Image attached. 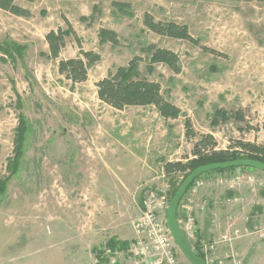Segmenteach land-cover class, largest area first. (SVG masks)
I'll use <instances>...</instances> for the list:
<instances>
[{"label": "rangeland", "instance_id": "obj_1", "mask_svg": "<svg viewBox=\"0 0 264 264\" xmlns=\"http://www.w3.org/2000/svg\"><path fill=\"white\" fill-rule=\"evenodd\" d=\"M111 1L16 0L30 10L26 18L0 9V43L25 47L15 64L0 52V177L7 174L19 113L28 125L20 167L0 198V264H106L95 263L94 252L110 239L134 237L140 186L182 179L160 176L165 160L191 158L194 141L206 133L217 151L238 139L264 145V0H118L130 3L132 16ZM94 5L99 10L90 18ZM145 12L186 24L200 44L225 56L147 30ZM63 17L81 48L101 56L74 85L46 56L44 36L66 29ZM100 27L114 30L119 44L100 43ZM147 42L179 56V73L155 64L147 77L190 118L192 139L184 136L183 116L164 120L152 105L119 110L96 95V82ZM77 55L79 46L66 36L59 57ZM247 175L263 181L264 194V176ZM255 239L242 256L245 264H264V238Z\"/></svg>", "mask_w": 264, "mask_h": 264}, {"label": "trees", "instance_id": "obj_2", "mask_svg": "<svg viewBox=\"0 0 264 264\" xmlns=\"http://www.w3.org/2000/svg\"><path fill=\"white\" fill-rule=\"evenodd\" d=\"M25 2H33L34 0H23ZM111 6L121 14L132 16L130 3L125 1L112 0ZM0 9L7 11L13 15L21 17H29L31 12L29 9L16 3V0H0ZM98 5L93 6V13L90 18L98 11ZM81 19H84L82 17ZM67 28L58 27L56 30H49L44 38L48 45L47 57L57 60V70L64 78L70 80L72 85L83 82L87 79L88 68L100 60L99 53L93 50H83L80 45V40L72 29L70 22L63 17ZM142 24L147 30L165 37L173 39H181L190 42L191 44L200 46L203 50L214 54L225 56L218 53L215 49L209 48L200 44L199 39L193 37L189 28L184 23H179L173 20H155L152 14L145 12L142 16ZM72 35L75 42L79 46V55L69 58H60L59 54L65 45V37ZM97 37L100 43L110 42L112 45L119 44L117 33L109 28L100 27L97 31ZM24 45L14 41H4L0 43V52L7 56L13 64L23 57ZM7 58V59H8ZM161 64L170 69L173 73L181 71L180 59L173 50L158 46L155 43L147 42L139 47V53L134 54L125 65L117 66L113 71H110L105 77L96 82V95L98 99L115 109H123L127 106H154L157 113L164 120L176 119L180 116L184 117V136L186 139H192L197 136L190 118L186 113L174 104L167 95L163 94L159 82L151 80L147 74L154 71V65ZM20 107V103H18ZM18 122L15 127L13 137L12 156L7 158L5 176L0 177V198L6 192L7 182L14 175L21 164V159L24 152V143L27 136L28 125L26 118L21 113L18 114ZM230 150L217 151L216 141L212 134H201L196 139L192 146V157L185 160L169 161L165 160L162 164L166 175L175 178L177 174L182 175V179L177 183L172 181L170 198L173 196L177 188L186 175L199 165L226 161L236 158H250L264 162V145L253 143L250 141L235 140ZM236 147L238 150L231 149ZM236 167L225 169H217L206 171L197 178L212 172L231 171ZM254 170L252 167H248ZM196 178V179H197ZM194 179V180H196ZM193 180V182H194ZM126 241H116L110 239L108 246L116 247L123 246ZM196 254L203 259V255L196 246L193 245Z\"/></svg>", "mask_w": 264, "mask_h": 264}, {"label": "built area", "instance_id": "obj_3", "mask_svg": "<svg viewBox=\"0 0 264 264\" xmlns=\"http://www.w3.org/2000/svg\"><path fill=\"white\" fill-rule=\"evenodd\" d=\"M162 178L166 173L161 168ZM243 182L251 188H259L263 181L257 180L252 175H237L229 184ZM203 180L197 178L192 182L182 195L177 206V221L190 245L196 246L203 255L205 264H245L243 257L233 249L218 256L215 252L216 245L221 241H232L243 234L234 228L233 235H223L211 240H199L195 236V208L203 210L205 205L198 203L197 196ZM170 186L167 181L153 186L144 183L140 186L142 196L138 202L137 216L131 221L134 237L119 248L112 249L106 245L98 247L94 252V262L104 261L106 264H191L182 263L179 258V250L173 241L165 222V213L170 201ZM172 187V186H171ZM233 201L238 202L241 197L234 196ZM259 232L264 237V227Z\"/></svg>", "mask_w": 264, "mask_h": 264}, {"label": "crops", "instance_id": "obj_4", "mask_svg": "<svg viewBox=\"0 0 264 264\" xmlns=\"http://www.w3.org/2000/svg\"><path fill=\"white\" fill-rule=\"evenodd\" d=\"M133 164L136 165L134 162ZM247 172L256 175L251 168L244 170L242 167H236L231 171L209 173L199 177L204 184L198 191L197 201L203 203L205 207L203 210L195 208L194 229L197 239L211 240L225 234L231 236L234 228L239 229L243 234L231 242H219L215 249L218 256H223L225 252L233 249L244 257L255 238H264L259 232L260 228L264 227V194L258 188H251L243 182L229 186L237 175H244ZM257 174L264 176V173ZM219 188L223 191L228 190L225 196H220L216 191ZM113 191L118 193L120 190L114 188ZM234 196L241 197V200L233 201ZM178 258L182 263H186L183 257L178 256Z\"/></svg>", "mask_w": 264, "mask_h": 264}, {"label": "water", "instance_id": "obj_5", "mask_svg": "<svg viewBox=\"0 0 264 264\" xmlns=\"http://www.w3.org/2000/svg\"><path fill=\"white\" fill-rule=\"evenodd\" d=\"M240 166L252 167L264 172V162L250 158H236L226 161L210 162V163L202 164L194 168L186 175V177L182 180V182L180 183L179 187L177 188L173 196L170 198L165 213L166 226L169 230V233L173 241L178 247L180 253L191 264H205V263L204 260L196 254L193 247L185 238L181 230V227L178 224L177 206L179 200L186 191L187 187L193 182V180L196 179L199 175L205 173L206 171L225 169L230 167H240Z\"/></svg>", "mask_w": 264, "mask_h": 264}]
</instances>
